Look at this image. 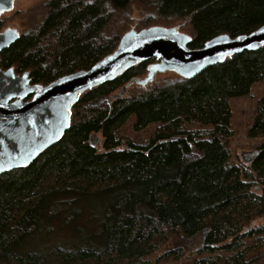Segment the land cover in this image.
Masks as SVG:
<instances>
[{
  "label": "trees",
  "instance_id": "obj_1",
  "mask_svg": "<svg viewBox=\"0 0 264 264\" xmlns=\"http://www.w3.org/2000/svg\"><path fill=\"white\" fill-rule=\"evenodd\" d=\"M45 10L0 60L42 85L111 54L133 10L138 31L182 24L192 49L264 26V0H49ZM153 62L81 95L55 146L0 175V264H159L191 248L195 260L184 264L264 260V145L242 163L230 149L232 102L264 82V47L192 79L132 85L112 109L90 107L145 78ZM132 118L137 132L158 126L147 145L121 136ZM247 136L264 137V95ZM193 149L201 156L189 159Z\"/></svg>",
  "mask_w": 264,
  "mask_h": 264
},
{
  "label": "water",
  "instance_id": "obj_2",
  "mask_svg": "<svg viewBox=\"0 0 264 264\" xmlns=\"http://www.w3.org/2000/svg\"><path fill=\"white\" fill-rule=\"evenodd\" d=\"M11 11L14 0H6ZM1 14V13H0ZM174 27L152 26L125 33L117 48L91 69L63 76L48 85L33 84L30 72L16 75L15 69H0V175L32 165L55 146L70 127L73 107L84 93L115 81L133 67L149 61L148 74L134 79L112 102L132 85L147 86L159 74L175 73L192 79L205 70L245 51L264 47V26L249 35L232 38L220 35L202 48L192 49V37ZM15 30L0 34V53L19 40ZM99 141L94 136L93 143Z\"/></svg>",
  "mask_w": 264,
  "mask_h": 264
},
{
  "label": "rangeland",
  "instance_id": "obj_3",
  "mask_svg": "<svg viewBox=\"0 0 264 264\" xmlns=\"http://www.w3.org/2000/svg\"><path fill=\"white\" fill-rule=\"evenodd\" d=\"M49 0H18L15 2V7L11 12L4 14V23L5 26L8 27H15L19 33H24L28 30L32 24L39 22V17L41 15H45L46 10V3ZM39 17L37 18V16ZM132 21L128 26H124L121 29V32L127 30L130 31L132 29L138 30L143 25L142 15L139 11H132ZM154 26H165L168 24L164 21H154ZM174 25H167L166 27H172ZM152 27V26H151ZM149 28V27H148ZM186 34H190V31L187 28L181 30ZM117 34H120L117 32ZM22 75L23 73H18ZM175 73H166V74H159L157 75L154 82L166 80L173 78ZM177 75V74H176ZM136 85H133L131 89H134L133 92L137 91ZM264 95V82L257 83L254 85L252 89V93L249 96L235 99L232 102V124L231 130L233 131V136L230 140V149L232 150L233 158L235 162L242 163V156L244 153H255L257 147L260 145H264V137L257 138V139H249L247 136L248 129L252 125L254 118L256 117V106L257 102L261 97ZM91 108H106L110 107L109 102L105 98H99L94 101ZM134 118H132L128 124L120 131L121 136L124 137L125 140H131L137 145H147L153 136L156 133V129L158 126L151 125L146 130L137 132L134 129ZM201 154L193 149L191 156L189 155L188 158L192 159L195 157H200ZM261 194V192H259ZM261 224H264V218L259 221ZM259 243H253V245H257ZM263 243L259 244L262 245ZM179 244L172 242L169 244L164 250L160 251L159 254L156 256H163L169 250L171 251L174 248H177ZM258 245V246H259ZM182 246V245H181ZM180 246V247H181ZM257 247V246H255ZM178 257V261L170 262L165 260L163 262H159V264H184V263H191L194 259V251L191 248L186 252H180L175 254ZM166 258V257H164ZM162 258L161 260H163ZM167 259V258H166ZM160 260V261H161ZM254 264H264V260L260 261L259 263Z\"/></svg>",
  "mask_w": 264,
  "mask_h": 264
},
{
  "label": "flooded vegetation",
  "instance_id": "obj_4",
  "mask_svg": "<svg viewBox=\"0 0 264 264\" xmlns=\"http://www.w3.org/2000/svg\"><path fill=\"white\" fill-rule=\"evenodd\" d=\"M16 1H18V0H14V2H13V8H12V10L14 9V7H15V2ZM9 6H7V2H6V0H0V34L1 33H3V32H5V31H7V30H15V31H17V29L15 28V27H6L5 26V23H4V14H6V13H8V12H11V11H7L6 9L8 8ZM18 32V31H17ZM19 33V32H18ZM19 35H20V37H21V33H19ZM18 41V40H17ZM16 41V42H17ZM15 42V43H16ZM15 43H13L12 45H14ZM11 45V46H12ZM10 46V47H11ZM9 47V48H10ZM9 48H7V49H9ZM7 49H5V50H7ZM5 50H3L1 53H0V60H1V55H2V53L5 51ZM10 68H13V67H10ZM10 68H4V67H2L1 65H0V69L1 70H3V71H6V70H8V69H10ZM15 73H16V75H18L19 76V74L16 72V70H15Z\"/></svg>",
  "mask_w": 264,
  "mask_h": 264
}]
</instances>
